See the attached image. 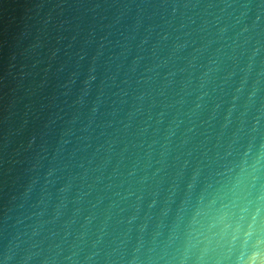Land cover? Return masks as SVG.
I'll return each instance as SVG.
<instances>
[{
  "label": "water",
  "instance_id": "95a60500",
  "mask_svg": "<svg viewBox=\"0 0 264 264\" xmlns=\"http://www.w3.org/2000/svg\"><path fill=\"white\" fill-rule=\"evenodd\" d=\"M0 264H264V0H0Z\"/></svg>",
  "mask_w": 264,
  "mask_h": 264
}]
</instances>
